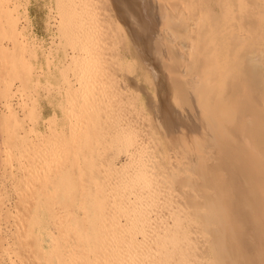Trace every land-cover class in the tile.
<instances>
[{"label":"bare ground","instance_id":"1","mask_svg":"<svg viewBox=\"0 0 264 264\" xmlns=\"http://www.w3.org/2000/svg\"><path fill=\"white\" fill-rule=\"evenodd\" d=\"M67 1L69 3V0ZM68 3L66 2L67 6L65 4L63 6L65 5L67 9L70 6L74 7V5H71L72 1L70 6ZM76 7L79 8L78 5L73 8L74 10L69 8L72 11L71 13L61 12L59 23L61 29L65 32L64 36L71 38L75 34L76 37L78 36L77 38L82 39H78L81 43L83 40L85 41V37L89 38L87 34L92 28L86 24L84 26L83 20L79 18L83 15V12H81L82 14L79 13L81 7L79 11ZM262 7L263 3L260 0H255L254 8L259 10ZM14 9L15 6L9 9L0 1V39L7 37L12 40L13 46L23 50L24 37L22 32L17 30V18L12 16ZM70 11L68 10V12ZM170 12H162V16L172 19L173 16ZM2 16L6 17L4 22L1 21ZM152 31V29H148L146 36H149ZM151 40L152 37H147L145 44L142 45L143 49L141 52L144 55L147 54L148 56L146 52L148 50L147 48L145 50V47L151 43ZM240 41L241 37L239 36L231 38V43L233 44ZM75 43L77 44L75 41L72 44L75 45ZM79 45L78 48L80 49ZM74 48L77 49L76 46ZM171 51L173 49L170 50V53H172ZM199 51L196 50L198 56L202 55H199ZM73 54L68 57V60H70L69 64L74 66L73 71H70L71 76L72 72L73 74H80L79 71L75 70L76 67L79 70L82 66L86 68L87 65L89 68L97 66L96 64L92 66V61H96V59H91L90 62V60L87 61L83 57L79 58V55L75 56ZM176 55L175 53L173 56L171 55L172 60L176 59ZM88 58L90 59V57ZM149 58L147 57L146 59ZM111 60L108 61L107 59L108 62L104 65H107V68L110 65L108 69L112 70V62H116L114 59ZM104 61H106L105 58ZM110 61L111 64H109ZM144 61L151 67L146 65L150 68L153 79L157 81L159 77L158 71H155L156 67L154 68L149 60ZM102 63L99 62L96 67L100 66L101 72L95 69L98 75L101 74V76L96 75L92 68L90 70L95 72L92 73L94 75L87 77L88 75L86 76L85 74L87 72L82 70V68L80 71L84 72L80 75L75 74L77 76L74 75L75 84L67 77V80L62 79L65 81L64 90H62L64 91V97H66L62 99L63 101L67 99L65 102L67 101L68 104H66V108L65 106H62V108L67 109V106H69L68 113L64 111L66 115L62 116L66 118L64 120L66 121V127L65 125L62 127H65L64 130L57 129L58 132H52L53 130L50 129V140L49 142L46 141L48 142V144L46 143L47 145L50 142L53 144L55 140L59 143L58 146L61 144L60 153L59 150V154L54 150L56 155L52 154V152L51 154L54 156L51 158V154L49 155L51 160L46 157L44 159L45 152L50 151V146H48L49 148L46 147L48 148L47 151H41L44 156H40L41 152H39L38 157L34 155L32 166L30 165L32 168L29 167L31 170L29 169L30 171L28 170V172L24 173V187L26 188L25 193H27V196L24 198L20 196L19 200L23 201L25 205H28L31 200L32 204L43 206L47 209L45 210L48 214L54 216L56 215L55 207L53 205L49 206V203H51V199L58 197L64 203L65 210L68 212L66 214L67 217L64 211V218H60L62 211L60 212L57 209L59 212H57L55 219L53 217L50 218V220H55H53V224L49 220L52 225L55 224L54 229L56 228V231L48 239L46 238L49 244L41 246L40 237L36 232L40 227H34V225H40L43 218L38 219L36 215H29V211L24 210L25 218L18 216V220L15 221L16 224L18 222L17 225L15 224L17 228L22 226V228H19L23 229L19 232V235L17 234L19 236L17 239L19 240V245L26 246L27 251L31 248L41 255L49 253L51 257H59L58 260H65L66 254L60 251L63 242L68 241L67 243L72 242L73 244L86 243L87 249L75 252L77 248L74 247L73 251L70 252V254H74L72 257L79 256V261L84 262L83 264H92L91 261L96 262L97 260L104 263L106 253L117 258L119 255L117 245H120V241L122 242L121 249H126H122L121 253L123 254L127 251L129 257L133 256V262L140 264H166L162 260L167 258L172 260L169 264H183V261L199 255L203 256V259L199 258V263L196 264H206V262H209V264H264V107L259 105L262 100L261 95L264 93V86L262 85L259 97L256 96V92L254 95L251 92L252 88L258 87L257 82L262 78L260 75L262 61L253 55L248 57L245 63L247 65L246 72L250 71L251 73L250 80L247 82L228 81L224 86H220L215 82V75L211 74L209 69L206 70L205 75L196 79L194 76L185 78L186 73L182 69L176 71L177 75L171 73L170 75L173 74L183 80L181 86L183 89L181 91L186 94L183 107L179 112L175 111L170 105L169 98L166 99L165 103L167 109L163 111L158 107V115L153 114L152 111L153 116L149 118L145 125L141 126L139 120L133 122L131 126L135 127V129H141L140 131L137 130L139 133L143 130V134L145 133L144 137H146L141 138L145 139L141 142L140 136L142 134L135 132L137 136L140 135L139 138H134L137 141V143L135 142L136 148L133 143L131 144L133 139L131 142L129 141L130 137L132 138L135 134H132L131 131L134 132L135 129L128 131L130 128L129 122L125 123L124 126L122 124L124 128L126 127L125 130L128 126L126 138L123 136L124 133L122 135L123 139L128 141L123 139L121 141L126 142L128 145L130 142L129 147L133 146L134 148L132 150L127 148V145L125 146L126 143L122 144L123 147L119 146V138L122 136L119 135L116 138L111 135L115 129L116 131L119 130L117 125V128L113 125L111 130H114L111 131L112 133L110 131V134L108 133L110 125L108 121L110 115L108 113L111 114L115 109L117 110L115 103L118 102L116 100L119 96L113 100V97H116L118 93L114 95V88L111 89L110 87L113 97L108 102V96L106 97L104 93L110 90L108 91L107 87H99L101 86L100 78L106 82L104 78L108 76L106 73L109 72L108 69L106 73L103 72L105 69ZM122 63H120V67L124 65ZM173 66L174 62L171 61L170 68L173 69ZM22 67L13 59V53L4 47H0V82H4V87L8 88L11 84L7 85L5 83L7 82V78L4 75L6 71L19 80L20 86H25L27 80H29V73H21L20 69ZM68 68L72 70L67 65ZM116 68L118 67L116 66ZM67 69L66 71L68 72L69 69ZM74 70L76 71L75 73ZM111 70L110 72L113 73L114 70ZM67 72L65 75H67ZM83 73L85 76H82ZM95 76L100 80V83L95 85L99 84L97 86L104 90L107 88L105 92L99 89V91L93 92V90L97 89L92 87L97 80ZM109 78L111 80L112 76ZM9 79L13 80L12 78ZM9 79H7L8 82H11ZM109 84L108 87L113 85V83L111 85V82ZM122 85H120L121 88L119 87V90H122L124 86ZM7 88L2 91L4 101L9 97ZM123 90L125 92V89ZM170 90L173 91L171 88ZM143 91H145V88ZM146 93L148 98H151L149 97L151 95L150 92L145 91ZM111 94L110 96H112ZM103 99L107 100L104 103L107 104L108 102L107 106L109 105L110 108L104 107ZM112 100L115 102H112V104L114 103L112 107L115 109L109 112L112 109L110 106ZM4 107L7 113H1L3 120L0 125V132L4 135L8 133L9 137L17 135L15 130L19 126L20 129H23L21 126L23 124L19 125L18 118L11 104L9 105L5 102ZM153 108H155V104H152L151 108L150 104H148L146 110L151 112ZM105 114L106 118L109 116L108 120L105 118ZM113 115L115 116V112ZM110 118L112 120L113 116ZM12 125L14 128H12ZM107 125L108 127H106ZM179 125L184 130L190 149L187 151L185 144L181 145L180 150L183 149L184 154L180 157L183 159L185 156L187 162L182 161L178 165H174L176 161L173 159V154L179 152L177 148L179 137L176 133V126ZM8 126L12 133L8 131ZM50 126L52 127L53 124ZM100 127L108 128L107 132L105 129L104 131L111 135L108 142L111 143V147L108 148L109 150L105 149L106 151L103 149L104 151L97 150L96 152L95 150L94 157V152L92 154L90 150L86 151V148H90L92 142L97 141L98 138L103 139L98 136L106 135L102 133L100 135ZM54 131H56V128ZM233 132L236 138L230 136V133ZM52 133L54 138L51 141ZM120 134H122L121 130ZM41 136L39 135L40 138ZM138 139L140 141L139 145ZM103 140L101 141L103 142ZM143 143L147 144V146L145 147ZM29 144L31 145L30 147L34 145L30 141ZM122 150H125L124 154ZM98 151H101V153ZM120 151L122 153H119ZM119 154L124 155V157L119 158ZM92 157L95 159L96 157L97 159L98 157L100 159L105 157L104 161H101L103 164L98 162L103 167L101 166V169H99V166L95 168V170L98 168L99 171L90 169L91 175L86 177L85 173L88 166L83 162L87 159L86 162H90V165L95 166L98 164H95L97 160L95 161ZM100 159L98 160L100 161ZM81 160H83L82 163ZM177 166H181L183 169L178 170ZM102 169H104L103 172L105 174L100 172ZM63 173H65L64 176ZM106 174L108 178H106ZM60 177L63 178L60 179ZM187 177L189 178L186 179ZM64 182H67L66 187L74 189L72 195H67L64 192V187H60ZM83 183H89L91 188L86 193H76V189ZM171 184L184 191L188 190L189 195H180L182 201L177 199V197L167 195L165 193L167 191L166 188L168 186L172 187ZM57 191H60L61 194L57 195ZM180 209H183L193 219V224L197 225L198 230L203 235V240H198L191 246L189 245L191 240L188 234L193 224L186 221V217L178 215ZM147 210H152L154 214L158 213L156 216L154 215L153 219ZM167 215L171 218L170 220L165 219ZM17 228H15L16 232L19 230ZM124 231L126 232L125 239H119L117 234ZM137 233L143 234L142 240H138ZM140 250L142 253L139 252ZM210 257H212V263ZM107 258L110 259V257ZM68 261L67 263L69 264ZM70 262H73V260ZM99 263L102 264L101 262Z\"/></svg>","mask_w":264,"mask_h":264},{"label":"rangeland","instance_id":"2","mask_svg":"<svg viewBox=\"0 0 264 264\" xmlns=\"http://www.w3.org/2000/svg\"><path fill=\"white\" fill-rule=\"evenodd\" d=\"M0 1H2L3 5L7 6L9 9H12V6H15V9L12 11V16L17 18V30L21 31L24 37L23 50L13 46L14 44H12V40L8 39L7 37L0 39V47H4L8 49L9 52L13 53V59L16 60L17 64L23 66L20 69L21 73H29V80H27L25 86H20L19 80L17 78L15 79V76H11L8 71L5 72L6 74L4 73L5 78L13 79H9L11 82H8L6 79L7 82L5 83H7V85L11 83L9 87H4V82H0V125L3 120L1 113H7V110L4 107L5 102H7L9 105L11 104L18 118L19 125L23 124L21 125L23 129H20L19 126L17 130H15L17 131V135L9 137L8 133L4 135L0 132V264H68L67 260H69V264L84 263L79 261V256L72 257L74 254H70V252L73 251L74 247L77 248L75 252H81L82 249H87L86 243L73 244L72 242L67 243L68 241L63 242L60 247V251L66 254L65 260H58L59 257H51L49 253L41 255L31 248L29 251H27L26 246L19 245V240H17L19 237V232L23 230L21 229L22 226H19L21 228L18 227L19 230L17 232L15 230V228H17L16 225L18 224V222L16 224L15 221L18 220V216L25 218L24 210L29 211V215H36L38 219L43 218L41 219V224H35L34 227H40V229H37L36 232L40 237V245L45 246L49 244L48 240L46 241V238L48 239V237L55 233L54 231H56V228L54 229L55 224H52L55 216L58 214L57 212H59L58 210H60V212L62 211L60 218L64 216V211L65 216L67 217L66 214L68 212L65 210L64 203L60 201L58 197L51 199V203H49V206L53 205L55 207L54 211L56 210V215L54 216L52 214H48L46 211L47 209L43 206L32 204L30 198H28L30 200L28 205H25L23 201L19 200L20 196H22L21 198L27 196V193H25L26 188L24 187V173L28 172L29 169L31 170L33 156L37 155L38 157L40 154L39 152H45L48 150V146H50V151H47V153L45 152V154L41 152L40 154V156L43 154L45 155H43L44 159L46 157L51 160L50 157L52 158L54 155H56L58 150L60 153L61 144L58 146L59 143H57L56 140V144L55 142L53 144L50 142L52 146L47 144L50 140V129L53 130L52 132H58V130H64L66 127V121H64L66 118L63 117L66 115L64 111L66 112L69 109V106H67V109H65L67 104V101L65 102V100L67 99L64 101L62 99L64 97L63 88L66 77L75 84L76 81L74 80V75H80L82 72H84L80 71L82 68V70H85L88 73H85L86 76L88 75L87 77H90L89 75L93 76L94 74L92 75V73L95 72L96 75H98V72L102 70L100 66V68L98 67L99 69L96 68L99 65V62H104L102 63L105 69L103 72L106 73V70L110 67V65L107 68V65L105 66L104 64H106V62L112 58L114 59L116 63L112 62L113 64H111L113 59L109 63L112 65L113 69H108L109 72L106 73L108 76L104 78L106 82L108 81L107 84L99 77L101 80L100 83V80L97 79L98 77L95 76L98 81L96 80L95 82L94 80V86L96 87H92L97 89L93 90V88H91L93 92L97 91L98 89L103 91L104 89H100L102 87H107L108 91H111V89L114 88V95L117 93L121 94H117L116 97H113L112 91V94L110 93L112 96H110V91L105 92L107 88L104 90V95L106 97L108 96V99L106 98L108 102L112 97L114 100L118 98V96L119 98L116 100V102H121H117L118 104L113 100L110 102L112 109L109 112L117 108V110L115 109V111L112 113L114 114L115 112L116 116L120 112L118 115L119 117L116 116V118L112 113H108L110 117L113 116V118H115L114 120L112 118V121L108 116V120L106 118V113L105 118L110 122V125L108 124L109 129L100 127L101 130L104 131L105 129L106 132L108 129V133L110 134V132L114 130H111V127L113 128V125H117L118 128L117 126L114 127L119 130L116 131L115 129L113 131L115 135L111 132V135L116 138H118L119 135L122 136L123 133L124 138H126V134L128 135L127 132L135 129V127H132L131 125L136 120H139L141 126L145 125L147 121H149V118L153 116L152 111L153 114L158 115L159 108L163 111L167 109L165 106L166 99L170 98V105L175 109V111L177 110L179 112L181 110L186 99V94L181 91V89H183L181 87L183 80L182 78L175 77L173 74L170 75L171 73L177 75V70L182 69L185 71V78L194 76L196 79L202 75H205L206 70L209 69L211 74L215 75V82L220 86H224L228 81L247 82L250 80L251 73L250 71L248 73L246 72L247 65L245 60L253 55L262 61V68L260 70V75L262 78L257 82L258 87L251 89L252 94L254 95L256 92V96L259 97L262 91V85L264 86V29H259L264 28V0H260L263 3V7L259 10L254 8L255 0H71L72 4L70 3V0L69 3L67 0ZM62 1L65 2L63 3ZM75 1L77 2L76 4ZM66 2L69 6L71 4L74 5V7L77 5L79 8L81 7L80 11L79 8L76 7L79 13L83 12V15L79 18L83 20L84 26L86 24L92 28L91 31H89V34H87L89 38L85 37V41L89 39L88 41L85 42L83 40V43H80L78 39L81 38H77L78 36L76 37L75 34H73L71 38L64 36L65 32L63 29H61L59 23L61 18L60 16L62 14L61 12L64 13L65 11L66 14L72 12L70 11L72 6L68 7L67 9ZM61 3L65 4L66 6L64 5V7ZM74 7H72L71 10H74ZM68 10L70 12H68ZM169 11H171L170 13L173 16L172 19L162 16V12L166 13ZM4 19H6V17L2 16L1 21L4 22ZM148 29H152L153 31L149 35L152 37L151 43L145 47V50L146 48L148 50L146 51L148 53L147 56V54L144 55L141 50L143 49L142 45L145 44L147 37H149L146 36ZM236 36L241 37V41L236 44L231 43V38H235ZM74 41L77 42V44L75 43V45H73L72 43H74ZM78 45L82 50L78 48ZM74 46H76L78 50L74 48ZM70 47H73L71 48L72 50ZM73 49H75V51H73ZM171 49H173V51H171L173 54L170 53ZM196 50L199 51V55H202L198 56V52H196ZM72 53H74L73 55L75 56L79 55V58L83 57L87 61L90 60V62L91 59H96L98 63L94 60L92 61V66H94V64L97 66L92 68L94 71L97 69L98 72H91L92 68H89L88 65V69L83 66L80 68V66L79 70H77L78 67L75 68V70L77 72L79 71L80 74L75 73L76 71L74 70L75 74L72 72V77L70 71H73L74 66L70 65V60H68V57H70ZM174 53L177 54L176 59L172 60ZM109 56H111V59L108 58ZM88 57H90V59ZM147 57L150 58L146 59ZM104 58L106 61H104ZM144 60H149L150 63L153 64L154 68L156 67L155 71H158L157 74L159 77L157 81L153 79L150 70L151 67L148 65V63H145ZM171 61L174 62L173 69L170 68ZM120 63L124 65L122 66L121 64L122 67H120ZM67 65L68 67H71L72 70H70V68H68V70ZM146 65H148L150 68ZM116 66L118 68H116ZM110 70H114L115 72L113 71L112 73ZM88 71L91 73L89 74ZM66 72L67 75H65ZM85 74L83 73L82 76H85ZM63 75L65 76L63 77ZM109 75L112 76L111 80ZM98 76H101V74ZM63 78L64 80H62ZM102 82L106 86H104ZM109 82H111V85L112 83L115 85L117 82L116 85H118L115 86L118 87V89H116V87L113 85L108 87V85H110ZM96 83L101 84V86L97 84L100 88L95 85ZM120 85L124 87H122V90L125 89V92L124 90H119L121 88ZM143 87L145 88L146 92H150L151 95L149 97L151 98H148L147 93L145 94ZM5 88H7L6 90L9 94V97L4 101V98L2 97V91ZM170 88L173 91H171ZM261 98L262 100L259 102V105L264 107V93H262ZM106 101L103 99L104 107L106 106L107 108H110L109 105L107 106V104H109L108 102L107 104L104 103ZM112 102L116 104L115 108L112 107L114 104H112ZM148 104H150V108L152 107V104H155V108L151 109V112L146 110V108H148ZM62 106H65V110L62 108ZM128 122L130 124L128 125L131 129L129 128L128 130L127 126L126 130L128 131H126V127L124 128L123 126ZM51 123L53 124L52 127L50 126L52 125ZM64 125L65 127L62 128ZM108 125L106 127H108ZM12 128H14L13 125ZM55 128L56 131H54ZM122 128L125 132L122 130ZM28 129H30V131L33 133L28 131ZM101 130L99 131L100 135L101 133L106 135H101L98 137L103 139L105 137V139L103 140L97 137L98 140L96 138L97 141H93L90 145V148H86V151L90 150L92 154L94 152V157L95 150L96 152L97 150L104 151L105 149L111 147V143H108L110 141L111 135ZM120 130L122 134H120ZM135 130L134 132L131 131V133L134 134L137 132V130L140 131L141 129L136 128ZM8 131L12 133V130L9 126ZM176 131L179 137V141L177 143L179 152L177 154H173V159L177 162H174V165H178L182 161L185 163L187 162L185 156L183 159L180 157L184 154L183 149L180 150L181 145L185 144L187 151L190 149V145L187 143V138L184 135V130L180 125L176 126ZM141 132L137 133L140 135L142 134L141 136L143 137L139 135L142 142V140L144 141L145 139L141 138L146 137H144L145 133L143 134V130ZM137 133H135L132 138L130 137L129 140L131 142L133 139L131 144L133 143L134 147L137 143L134 138H139ZM39 135H42V139L39 137ZM51 135H53V133ZM123 136L119 138L121 145L126 143L122 142L125 140L123 139ZM230 136L232 138H236L234 132L230 133ZM53 138L54 135L51 141ZM101 140H103L104 143ZM29 141L34 144V147H30L31 145L29 144ZM125 141L128 140L126 139ZM120 144L119 146L123 147V145L121 146ZM139 144L140 141L138 139V145ZM129 145L127 143L125 144L127 148H131V150L134 149L132 145V147H129ZM144 145L145 147L147 146V144ZM125 146L124 148H126ZM115 147L117 148V146ZM125 150H122L123 154L125 153ZM101 151L98 152L101 153ZM122 151L119 153H122ZM119 156V158L124 157V155L121 154H119ZM94 157H92V159H95ZM104 158L101 157V160L98 157V159H100L99 161L96 157L95 161L97 160V162H95V164L98 162L103 164L101 161H104ZM86 161L87 159L84 162L81 160V163L83 162L88 166L85 173L86 177H90V169L95 170V168L98 166L99 169L103 167L102 165H99V163L94 166L90 165V162ZM26 168L28 169L26 170ZM99 169L97 168L95 171H99ZM177 169L182 170L183 167L177 166ZM103 170L104 169H102V171L100 170V172H103ZM64 174L65 173H63V176ZM61 178L63 177H60V179ZM106 178H108L107 174ZM188 178L189 177L186 179ZM66 183L67 182H64L60 185V187H64V192L67 195H72L74 189L66 187ZM171 185L172 187L168 186L166 188L167 191H165V193L167 195L177 197V199L180 201H182L180 199V195H189L188 190L184 191L173 184ZM90 188L91 185L89 183H83L78 189H76L75 192L83 194L86 193V191ZM60 194L61 192L57 191V195ZM147 211L153 217V219L158 213L157 212L154 214L152 210ZM69 214L68 216L70 217ZM178 215H181L184 218L186 217V221L193 224V219H191V217L187 215L183 209H180ZM52 217L54 219L50 220ZM165 219L170 220L171 218H169V215H167ZM142 233L136 234L138 240H142ZM125 234L126 232L124 231L120 234H117V236L119 239H125ZM188 237L191 240L189 243L190 246L198 240H203V235L198 230L197 225L194 224L190 228ZM119 243L120 245H117V252L119 254L118 255L116 253L118 255L117 258L112 257L109 253H106L104 263L98 260V262L91 261V263L100 264L99 262H101L102 264H109L111 262L110 264H140L138 262H133V256L129 257V253H127V251L126 253L122 254L121 250L125 248L121 249L122 242L120 241ZM199 244L202 245L201 242H199ZM139 252L142 253L141 250ZM107 257H110V259ZM199 258L203 259V256L199 255L198 257L187 259L183 261V264L199 263ZM210 259L212 263V257H210ZM72 260L73 262H70ZM162 261L166 262V264H169L172 260L171 258H167L163 259ZM206 264H209V262H206Z\"/></svg>","mask_w":264,"mask_h":264}]
</instances>
